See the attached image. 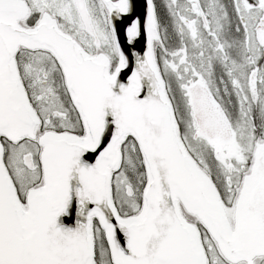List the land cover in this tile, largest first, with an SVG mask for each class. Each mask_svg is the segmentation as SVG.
<instances>
[{
	"label": "snow or ice",
	"instance_id": "snow-or-ice-1",
	"mask_svg": "<svg viewBox=\"0 0 264 264\" xmlns=\"http://www.w3.org/2000/svg\"><path fill=\"white\" fill-rule=\"evenodd\" d=\"M0 264H264V0H0Z\"/></svg>",
	"mask_w": 264,
	"mask_h": 264
}]
</instances>
